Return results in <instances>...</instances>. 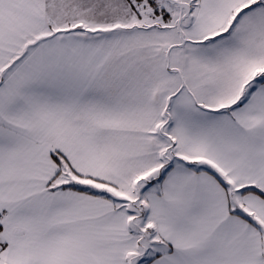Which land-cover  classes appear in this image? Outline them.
Instances as JSON below:
<instances>
[{
  "label": "snow or ice",
  "instance_id": "snow-or-ice-1",
  "mask_svg": "<svg viewBox=\"0 0 264 264\" xmlns=\"http://www.w3.org/2000/svg\"><path fill=\"white\" fill-rule=\"evenodd\" d=\"M0 264H264V0H0Z\"/></svg>",
  "mask_w": 264,
  "mask_h": 264
}]
</instances>
